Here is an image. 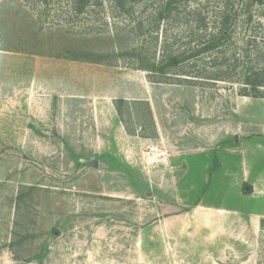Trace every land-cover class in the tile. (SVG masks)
Here are the masks:
<instances>
[{
	"label": "rangeland",
	"instance_id": "rangeland-1",
	"mask_svg": "<svg viewBox=\"0 0 264 264\" xmlns=\"http://www.w3.org/2000/svg\"><path fill=\"white\" fill-rule=\"evenodd\" d=\"M47 1L0 0V264H264V98L240 96L233 74L195 77L206 56L153 83L135 56L65 55L142 37L107 1L72 19L70 0ZM252 12L220 49L230 60L264 51V6ZM189 30L161 23L145 53L158 62L165 35L181 52ZM217 123L223 138L183 156L188 134Z\"/></svg>",
	"mask_w": 264,
	"mask_h": 264
},
{
	"label": "trees",
	"instance_id": "trees-1",
	"mask_svg": "<svg viewBox=\"0 0 264 264\" xmlns=\"http://www.w3.org/2000/svg\"><path fill=\"white\" fill-rule=\"evenodd\" d=\"M37 1H41L43 5L48 4L47 0ZM105 1L112 8L113 18L128 23L126 24L127 27H124L126 29L125 35L129 36L128 40L142 37L140 46L124 49L125 52L123 51L124 53L121 54L116 51L111 52V50L109 53L102 51L98 54H92V52L76 50L69 46L63 51L65 55H74V53L78 54L77 52H79L83 59L89 60L91 56H94V60L91 61L95 63H104L106 57L113 55L135 56V60L141 61L140 63L143 65L137 66V69L147 71L149 76L159 77V80L151 81L153 83H166L170 75L169 69L178 68L191 60L206 56L207 61L203 65L208 67L190 68L197 75L195 77H200L203 72L209 69L215 70V80L217 81L226 79L223 75L233 74L237 76L236 81L233 82L240 84L238 93L240 96L264 98V51L255 50L253 53L251 51L252 54L250 55V44L247 43L244 57L238 56L236 58L234 53L230 60L225 56L226 51L220 50L221 47L226 48L228 44L232 43L231 39L235 32L238 18L245 15L244 19L251 22L254 16L252 12L254 7L264 6V0H70L68 2L69 17L71 19L79 18L87 14L91 16L94 14L98 17L103 10ZM237 4L242 5L240 10L236 8ZM140 5L141 9L142 7L143 9L140 13H137ZM148 7L150 8V13L146 15ZM211 8H214V10H210ZM210 14H213L214 18L212 17V20L208 17ZM161 23L170 27L175 25L189 27L191 29L188 34L190 40L185 49L181 52L177 50L175 52L178 53H175L172 48L176 47V36L174 35L173 39L170 40L165 35L161 43L162 52L160 59L157 62L154 57L156 52H153V58L150 57L145 53L148 50L146 51V48L143 47V43H145L146 39L147 41L151 40L155 51L158 45V32ZM213 54L214 57L212 56ZM231 62L233 63V68H230L229 63ZM239 64L242 66L238 71L237 65ZM220 67L225 68L221 70ZM216 167L217 161L214 162L213 170Z\"/></svg>",
	"mask_w": 264,
	"mask_h": 264
},
{
	"label": "crops",
	"instance_id": "crops-1",
	"mask_svg": "<svg viewBox=\"0 0 264 264\" xmlns=\"http://www.w3.org/2000/svg\"><path fill=\"white\" fill-rule=\"evenodd\" d=\"M178 116H176V117H174L175 119L177 118ZM195 117H199V116H182V121H185L188 125H192L193 124V122L195 121V119H193V118H195ZM211 116H209V118H210ZM196 118V119H197ZM174 120V119H173ZM192 120H194V121H192ZM213 120H216V119H212L211 120V122H213ZM195 124V123H194ZM207 125V124H206ZM211 125H207V126H204V127H202V129H204V130H198V131H196V132H192L191 134H188V135H190V139L191 140H189L188 141V143H187V146L185 147L186 149L184 150V152H183V156H186V155H189V154H191L192 152H194V151H197V150H199L198 148H196L195 147V149H192V146L195 144V145H198L199 144V140L201 139V138H205L206 139V147L208 148L209 146H211V145H214V144H216L217 142H218V138H223V137H220V134H219V132L217 131V129L219 128L218 127V123L216 124V125H213V127H210ZM157 129H158V133H159V135H163V133H161L160 131H162V129H161V127H160V125L159 124H157ZM196 127H198L197 125L196 126H194V128H196ZM214 127H216V129L214 128ZM225 133V132H224ZM177 134V133H176ZM229 134V133H228ZM186 132H185V135H183V139L185 140L186 138ZM180 140H182V139H180ZM190 144V145H189ZM189 145V146H188ZM173 148L175 149L176 147H174L173 146ZM206 148V149H207ZM216 148H214V150H215ZM187 151H191V152H187ZM210 152V151H212L211 150V148H209V149H207V150H205V152ZM182 157V156H181ZM181 157H179V158H174L173 159V162H175L176 163V165H179V164H181L182 165V158ZM178 159H181V161H179ZM216 161V160H215ZM175 165V166H176ZM220 165V163L217 161V167ZM244 195H247V194H244ZM199 208H201V207H199ZM202 209V208H201ZM252 217H255V218H258V217H261V216H259V215H256V216H252ZM263 217V216H262ZM261 217V218H262ZM264 218V217H263Z\"/></svg>",
	"mask_w": 264,
	"mask_h": 264
},
{
	"label": "built area",
	"instance_id": "built-area-1",
	"mask_svg": "<svg viewBox=\"0 0 264 264\" xmlns=\"http://www.w3.org/2000/svg\"><path fill=\"white\" fill-rule=\"evenodd\" d=\"M156 152H157V148L155 146H150L146 148V154L148 156L156 155Z\"/></svg>",
	"mask_w": 264,
	"mask_h": 264
}]
</instances>
